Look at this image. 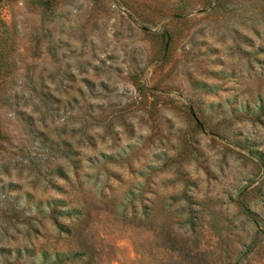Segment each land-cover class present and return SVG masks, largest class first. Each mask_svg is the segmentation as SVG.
I'll use <instances>...</instances> for the list:
<instances>
[{
    "label": "rangeland",
    "instance_id": "obj_1",
    "mask_svg": "<svg viewBox=\"0 0 264 264\" xmlns=\"http://www.w3.org/2000/svg\"><path fill=\"white\" fill-rule=\"evenodd\" d=\"M0 264H264V0H0Z\"/></svg>",
    "mask_w": 264,
    "mask_h": 264
}]
</instances>
